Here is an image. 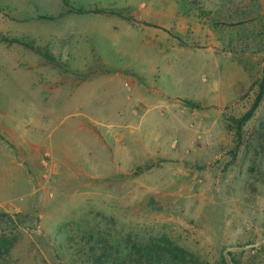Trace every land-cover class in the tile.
Masks as SVG:
<instances>
[{"label":"rangeland","instance_id":"374dc122","mask_svg":"<svg viewBox=\"0 0 264 264\" xmlns=\"http://www.w3.org/2000/svg\"><path fill=\"white\" fill-rule=\"evenodd\" d=\"M121 1L69 0L63 6L0 0V46L12 42L9 30L22 26L24 19L75 6H119ZM232 1L224 0L213 18L222 58L216 60L222 82L215 96L222 95L223 105L213 98L184 102L189 110L176 113L175 119L184 129L164 136L168 155L144 126V154L160 150L164 158H144L141 165L120 169L106 165L97 173L93 156L84 153L87 141L74 124L77 117L65 110L46 117L47 132L55 130L54 139L70 150L76 165H57L46 154L41 164L26 165L25 175L15 171L0 180V241L6 237L14 242L0 264H83L77 243L89 238V229L122 240L167 234L210 264L223 255L229 262L236 258L264 264V10L260 0ZM210 19L208 13V24ZM7 71L0 66V105L6 110L10 102L3 97L7 82L2 78ZM195 87L164 85L170 94L189 99L196 98ZM123 90L128 92V86ZM260 94L257 109L245 120ZM150 99L159 107L156 111L166 113L164 101ZM5 158L0 154L3 172L9 168ZM61 230L73 232V238L59 234Z\"/></svg>","mask_w":264,"mask_h":264},{"label":"crops","instance_id":"0c3cea01","mask_svg":"<svg viewBox=\"0 0 264 264\" xmlns=\"http://www.w3.org/2000/svg\"><path fill=\"white\" fill-rule=\"evenodd\" d=\"M59 2L64 6L62 0L40 4ZM121 3L45 12L9 30L12 42L0 46V66L9 69L2 78L7 82L3 97L10 102L7 110L0 105V154L8 157L4 163L9 168L0 169V180L15 171L25 175L26 165L41 164L46 154L57 165H76L70 150L61 149L64 143L54 139L55 130L48 133L45 128L47 116L64 110L77 117L74 124L87 141L84 153L93 156V171L101 174L106 165L135 167L144 158L165 157L160 150L144 154V126L168 155L164 136L184 129L175 120L189 110L184 102L213 98L223 105L222 95L215 96L222 82L216 60L222 58L213 18L224 0ZM183 82L196 86L195 99L164 89L166 83ZM126 85L128 92L123 90ZM151 97L164 101L168 109L161 108L167 114L156 111Z\"/></svg>","mask_w":264,"mask_h":264},{"label":"trees","instance_id":"16d2710c","mask_svg":"<svg viewBox=\"0 0 264 264\" xmlns=\"http://www.w3.org/2000/svg\"><path fill=\"white\" fill-rule=\"evenodd\" d=\"M65 6H69L67 0H63ZM67 12L78 11L68 8ZM262 94L258 96L252 108L245 115V120L252 117L258 107ZM89 238L85 236L77 243L78 252L83 256V264H210L200 259L196 254L189 251L184 246L167 234H162L149 239H138L129 237L126 240L113 238L110 233L96 231L92 229ZM73 238V232L61 230L59 233ZM96 235V236H94ZM13 241L6 237L0 241V257L8 254ZM2 259V258H0ZM217 264H255L252 261L237 260L233 258L230 262L223 255Z\"/></svg>","mask_w":264,"mask_h":264},{"label":"water","instance_id":"95a60500","mask_svg":"<svg viewBox=\"0 0 264 264\" xmlns=\"http://www.w3.org/2000/svg\"><path fill=\"white\" fill-rule=\"evenodd\" d=\"M260 3H261V6H262V8L264 10V0H260ZM263 15H264V11H263ZM263 55H264V51H263ZM262 68H264V63L262 65Z\"/></svg>","mask_w":264,"mask_h":264}]
</instances>
